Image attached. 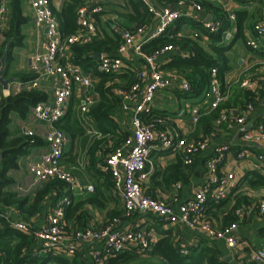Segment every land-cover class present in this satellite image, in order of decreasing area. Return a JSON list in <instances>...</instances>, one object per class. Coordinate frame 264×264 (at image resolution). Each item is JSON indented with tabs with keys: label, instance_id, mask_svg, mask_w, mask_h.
<instances>
[{
	"label": "built area",
	"instance_id": "1",
	"mask_svg": "<svg viewBox=\"0 0 264 264\" xmlns=\"http://www.w3.org/2000/svg\"><path fill=\"white\" fill-rule=\"evenodd\" d=\"M82 6L78 9L79 29L64 37L60 30L57 17L54 15L51 0H30L33 20L36 25L44 26L46 38L43 42V51L31 58V69L34 78L27 82H19L17 90H35L40 87L43 78H53L54 98L51 101L37 103L32 111L36 120L47 125L44 135L46 145L39 151L37 160L28 164V169L34 176L33 185L41 187L51 179L58 178L68 183L69 193L64 194L46 214L43 223L38 226L34 222L17 219L6 215L0 210L1 218L10 221L11 227L32 234L37 240V247L43 252H53L62 256H74L80 249L88 251V257L82 264H109L110 259L122 253H135L146 256L157 241L156 231L148 227H137L129 220L135 216L143 221L152 219L165 226L184 223L189 228L199 230L208 239L224 240L229 248H238L240 240L238 231L244 218L253 211L264 219V197L258 200L255 207L240 206L235 211L236 220L218 227L207 215L208 203L213 200L228 198L239 184L236 171L223 173L221 168L227 155L231 152L230 144L218 145L213 156L207 162V178L194 189L193 196L182 199L180 190L183 183L177 182L174 186L176 194L170 198H161L149 195L144 182L150 175L147 169L152 165L150 158L153 149L172 151L181 161L190 166L196 156L206 150L210 144L208 137L189 140L180 132L170 127L171 117L158 112L153 105L156 91L179 86L183 92L191 90V84L180 71H165L160 58L170 52H177L178 48L168 44L152 54L143 50V45L151 38L163 33L181 17H190L201 21L210 32H216L221 22L208 20L209 14L201 3L196 0H178L176 5L158 6L153 0H142L149 12L155 18V26H140L122 29V40L116 54L101 53L98 59V70L105 73L135 72V80L129 85L114 88V93L122 100V110L133 111L132 129L119 145L105 157L103 169L112 176L115 191L123 201V212L111 220H104L100 226L89 225L77 228L70 225L66 219V209L71 203L72 192L80 194L94 192L93 184L80 185L74 172L63 165V157L68 135L58 127V123L66 114L69 101L76 88L83 89L80 112L87 114L96 103L98 94L94 92V75L84 71L79 64L64 60L68 50L74 44H86L98 37L99 30L95 16L101 14L105 0H80ZM220 3L222 0H211ZM11 0H0V44L4 40L3 32L9 28ZM187 6V10L181 8ZM198 13V16L196 15ZM231 29L224 33V39L230 41L238 31L235 26L236 14L229 12ZM192 37L201 39L206 45L209 37L199 31ZM247 46L259 50L264 46V13L254 25V34L246 40ZM184 57L188 52L180 51ZM130 55L136 59H143L140 65H131L126 58ZM212 78L205 93L209 99L208 112L220 107L228 98L229 90L222 89L221 81L216 68L212 69ZM242 87L253 91H264V73L258 78L246 77L241 82ZM6 94L0 88V101ZM258 104H263L262 98L250 101L245 107H229L221 110L216 118L217 129L227 131L239 129L238 133L243 142L257 149L254 154V169L264 176V118L250 127L248 115L255 110ZM192 119L197 122L201 116L199 107H191ZM99 133V132H98ZM34 135L32 131H26ZM101 134L99 133L98 136ZM111 145V144H110ZM250 150L241 148L237 157L243 160L250 156ZM190 248L181 247L183 255L190 253ZM2 255L0 251V256ZM250 260L255 264H264V248H252ZM28 264V263H25ZM42 264H57L47 262Z\"/></svg>",
	"mask_w": 264,
	"mask_h": 264
},
{
	"label": "trees",
	"instance_id": "2",
	"mask_svg": "<svg viewBox=\"0 0 264 264\" xmlns=\"http://www.w3.org/2000/svg\"><path fill=\"white\" fill-rule=\"evenodd\" d=\"M178 0H166L167 3L174 4ZM207 9L215 20L221 22L220 28L216 32H210L204 27L203 23L197 19L190 17H181L160 35L151 38L143 45V50L147 54H152L156 50L163 48L168 44H173L178 48V51L171 56L170 60L164 65V69L178 70L183 73L191 84V90L184 92V95L198 96L205 93L209 87L212 78V69L216 68L218 77L222 84V89L225 87V75L231 69L227 52L233 44L240 38L244 37L245 14L236 12L235 26L238 31L234 38L230 41L224 39V33L231 29L232 22L229 20V12L223 10L218 3L211 0H196ZM21 0L12 1V16L9 22V28L3 32V43L1 54L7 44H9V55L5 74L9 75V69L12 59V51L17 46L23 44L22 25L28 21L22 13ZM80 0H66L63 7L58 10L53 8L54 15L57 17L60 25L61 33L67 37L75 33L79 29L77 23L78 9L82 6ZM132 12L126 14L125 17L135 25L131 26H150L154 27L156 22L153 15L142 0H130ZM99 15V14H98ZM97 15V16H98ZM256 23V22H255ZM253 33L254 34V25ZM185 24H190L199 32L204 33L209 37L206 45L201 43V39L182 35V29ZM130 28V27H129ZM122 40V35L119 31L112 30L111 34L100 33L92 42L86 44L72 45L73 61L81 65L86 71L93 72L98 82L95 85L96 91L99 94V99L93 105L89 112V117L93 120L96 129L102 133V138H96L88 149L90 156V164L95 168L97 176L103 180L101 184H97L96 195L88 199L71 203L66 209V217L69 220L74 218V223L79 224L77 228H85L89 214L86 211L79 212V208L85 203H97L104 198L105 189H111L113 186L112 176L109 172L97 168V163H106L105 157L110 153L116 145H119L122 140L129 135V131L120 128L118 116L122 111V100L114 93V88L121 85H129L135 80V72L128 71L119 74L105 73L98 70V53L115 54ZM247 40V39H246ZM247 45V44H246ZM264 60V46L259 50H253ZM180 51L188 52L190 55L184 57ZM0 54V55H1ZM143 62V59H139ZM34 75V73H33ZM23 80L32 79V74L21 75ZM242 86V85H241ZM245 101L241 108L245 107L250 101H256L262 98L264 91H253L244 88ZM229 90L230 88H227ZM181 92H183L181 90ZM47 100V94L41 90H21L17 93L3 94L0 101V176L2 183L0 187V204L17 208L21 215L29 219L30 217L40 215L44 210V201L50 196V200L54 204L64 195L69 192L68 183L64 180L54 178L46 182L33 195H19L15 191H5L4 186L12 183V177L9 172L19 169L20 159L29 155L33 148L46 145L44 139L37 135H28L26 133L18 136H13L10 132L9 125L11 123V114L16 113L22 119H26L30 114L32 107L39 102ZM225 103V102H224ZM223 103V104H224ZM220 105L214 111L213 116L217 118L219 112L227 107ZM74 102L68 108L66 115L56 125L62 128L74 140L77 136L85 134V128L81 125L76 113L73 109ZM160 112V111H158ZM111 140V145L109 141ZM2 156V157H1ZM192 166L185 165L180 159L170 165L163 172L162 183L169 185L175 181L188 182V171ZM252 175L250 181L252 186L264 185V176L258 171L249 173ZM239 186V184H238ZM238 186L235 188L237 190ZM104 189V190H105ZM102 197V198H101ZM231 195L224 200H213L208 203L206 215L214 222L220 223L221 227L228 225L236 220L234 211L240 206H249L248 197L242 196L239 198L233 208L227 213L225 212ZM228 209V208H227ZM123 211L112 210L108 213L106 220H111L122 214ZM159 229V227H158ZM162 237L156 242L150 254L152 256H160L161 264H226L220 256V251L217 246H210L205 239L201 238L198 246L191 247L188 255H183L180 252V245L173 239L171 229H159ZM37 240L32 234L21 230L14 229L10 225V221L2 217L0 224V264H42L47 262H56L57 264H82L81 256L77 253L73 259L62 255L54 254L53 252H43L37 247ZM139 255L131 252L122 253L116 258H112L109 264H129L136 262Z\"/></svg>",
	"mask_w": 264,
	"mask_h": 264
},
{
	"label": "crops",
	"instance_id": "3",
	"mask_svg": "<svg viewBox=\"0 0 264 264\" xmlns=\"http://www.w3.org/2000/svg\"><path fill=\"white\" fill-rule=\"evenodd\" d=\"M12 1L13 0H11L10 6V19L12 16ZM21 1L22 13L28 18V21L22 25V34L24 37L23 44L22 46H17L13 49L9 75L5 74L6 79L13 80L10 82L8 89H4V87L0 84L1 90L5 91L6 94L11 92L17 93V86L19 82H27L31 80H23L20 78L21 75L32 74V77L34 78L35 75H33L31 69V58L34 54L43 51V42L46 38V28L44 26L36 25L33 20L30 0ZM65 2L66 0H51L53 8L58 10L63 7ZM153 2L158 6H175L177 1L173 2L174 4L167 3L166 0H153ZM218 4L223 10L225 9L227 12H234L235 14L236 12H241L245 14L244 37L238 39L227 52L231 69L226 73L224 80L226 89L230 88L229 96L225 101L226 104H224L230 108H240L245 101V89L241 86V82L246 77H252L255 79L264 73V60L246 45V39L253 33V24L257 22L260 16L264 13V0H222ZM104 5V11L98 16H95L99 34H102L105 31L111 34L112 30L119 31L121 33L122 29L135 25L134 22L129 21L127 17H125L126 14L132 12L130 0H125V2L122 0H105ZM116 5H126L127 9L124 12L117 11L115 9ZM181 8L184 9L183 11H186L188 7L183 6ZM196 15L198 16V13H196ZM212 18L214 19L213 15ZM117 25H121V28H118ZM197 31L199 30L194 28L192 25L185 24L181 32L182 35L192 36L193 33ZM240 40H242V42L239 43ZM2 43L0 44V54L3 47ZM173 54H175V52L170 51L160 58V61L162 62V68L170 60ZM2 56L3 54L0 55V59ZM73 57L74 56L71 46L68 50L67 57L64 60L75 63L73 61ZM126 61L131 62V65H140L142 63L139 62V59L135 60L132 55H130V58H126ZM164 70L171 71V69ZM84 71H86V69H84ZM86 72L94 75L93 77H95L96 80L94 82L95 87L99 81L97 76L91 71ZM54 80L55 79L48 77L43 78L40 82V87L37 89L47 94L46 101H51L54 98ZM94 92L98 94L96 88H94ZM205 93L198 96H187L184 95V92H181L179 86L156 91L153 101L154 108L157 111L168 114L171 117V128L178 130L180 134L189 140L200 137H208L210 144L206 150L200 152L196 156L194 163L190 165L192 167H190L188 171V182L175 181L169 185L162 183L163 172L166 171L170 165L176 163V161L180 158L172 151L162 150L161 148L153 149L150 154L152 165L147 167V169L150 171V175L144 182L145 190L149 195L152 196L161 197L163 199L170 198L172 195L177 193L174 188L175 184L177 182H181L183 183V188L180 190V197L185 199L193 196L194 189L197 186H200L207 178L206 165L213 156L216 146L230 144L232 146L231 152L227 155L221 170L223 173L236 171L239 177V186L236 191L234 189L231 193V200L229 201L225 212L228 213L231 209L233 211L236 201L242 196H247L249 201L248 205H251L250 207H255V205L258 203V200L264 197V185L261 184L259 186H252L250 183V181L253 179L252 175L249 173L252 171H257L254 169L253 165V162L255 161L254 154L257 152V149L250 144H245L243 142L241 136L238 133L239 129H234L232 131H227L224 128L217 129L215 125L216 118L213 116L215 110L208 112L209 99L206 98ZM82 96L83 89L81 87L76 88L69 101L67 111L71 106V102L73 101V109L76 113V117H78V120L86 131L84 135L77 136L74 140L66 133L68 135V141L64 150L63 165L74 172V175L80 185L93 184L95 190L94 192H87L84 194H80L77 190L72 192V200L75 204L84 201L89 197L95 196L97 184H101L103 182V180L97 176L95 168L90 164V156L88 154L90 145L96 138H102V133L96 129V126L89 115L82 114L80 112L79 107ZM98 99L99 94L97 101ZM262 100L263 104H258L255 110L248 115L251 128H253L257 122L264 118V95ZM166 105L172 106L173 110L165 108ZM191 107L200 108L201 116L197 122H194L192 119ZM32 109L26 119H22L16 113L11 114V123L9 125V129L13 136L24 134L29 130L32 131L34 135L40 136L44 139L47 125L35 119ZM132 118V110H122L117 118L120 128L124 131L127 130L130 132L132 129ZM98 132L101 134L100 136H98ZM83 140L87 141V147L84 152L86 157L83 161H81L79 155L80 153L78 154V158L76 153L80 152V145L83 143ZM109 143L111 144V140ZM43 147L44 146L33 148L29 155L20 159L19 169L9 172V176L12 177L13 181L12 183L4 186L3 189L5 191H15L19 195L24 196L30 194L33 195L37 189L42 187H35L33 185L34 176L29 171L28 164L32 160L36 161L37 155ZM242 147L250 150L249 153L251 155L243 160H240L237 157V153ZM72 155H76V157H73ZM96 166L97 168L103 169L102 163L100 162L97 163ZM1 184L3 185L2 177L0 176V187ZM104 189L105 188H103L104 198L101 197L102 200L97 203H85L78 210L79 212L86 211L89 214L88 221L86 223L88 226L91 224L100 226L102 222L108 218V213L114 209L123 211L122 198L120 197L119 193L115 191L114 186H112L111 189ZM114 200H116L117 203L113 204ZM53 205L54 202L51 201L50 196H48L44 201L43 212L40 215L30 217L29 219L24 218L20 211L13 206L7 207L0 204V210L6 215H12L17 219L27 222H34L40 226L43 223L46 214L50 211ZM67 221L70 225L79 227V224H77L78 222H73L75 221L74 218L72 220L67 219ZM128 223L137 227H148L150 229H154L156 231L157 237L156 242H158L162 237L159 229H171L173 233V239L179 243L180 249L181 247H187L191 250V247L198 246L201 238H203L208 245L217 246L220 251V256L222 260L226 262V264H255L250 260V250L252 248H264V219L257 213V211H253L250 216H247L242 220L240 229L238 231L240 244L238 248L235 249L229 248L224 240L208 239L203 232L191 229L182 222L173 226H165L153 221L152 219L143 221L141 217L135 216L131 218ZM215 223L218 227H221L220 223ZM77 253L80 254L81 260L88 257V251L86 250V247L84 249H80ZM64 257L73 259L74 256ZM140 258H147L148 261L150 258H154V260L148 264H161L162 262L160 256H152L150 253L146 256L139 255V259ZM136 262H131L129 264H136Z\"/></svg>",
	"mask_w": 264,
	"mask_h": 264
},
{
	"label": "rangeland",
	"instance_id": "4",
	"mask_svg": "<svg viewBox=\"0 0 264 264\" xmlns=\"http://www.w3.org/2000/svg\"><path fill=\"white\" fill-rule=\"evenodd\" d=\"M123 2H125V0H122ZM115 9L117 11H121V12H124L126 9H127V6L126 5H116L115 6ZM121 25H117V27L119 28ZM121 28V27H120ZM242 42V40L239 41V43ZM165 108L167 109H170V110H173V107L172 106H168L166 105ZM86 147H87V141L86 140H83V143L80 145V152L76 153L77 155V158H78V154L80 155V160L83 161L84 158L86 157V154L84 153L85 150H86ZM73 156V157H76ZM77 160V159H76ZM117 203L116 200L113 201V204ZM152 260H154V258H150L149 261L147 260V258H140L139 260H137L136 264H148L149 262H152Z\"/></svg>",
	"mask_w": 264,
	"mask_h": 264
},
{
	"label": "water",
	"instance_id": "5",
	"mask_svg": "<svg viewBox=\"0 0 264 264\" xmlns=\"http://www.w3.org/2000/svg\"><path fill=\"white\" fill-rule=\"evenodd\" d=\"M208 20L212 19V14L209 15L207 18ZM47 31V29H45ZM9 55V44L6 46L3 56L0 59V84L4 87V89H8L10 82H12L13 79H6L5 78V69L7 65ZM101 53H98L97 57L100 58ZM37 160V159H36Z\"/></svg>",
	"mask_w": 264,
	"mask_h": 264
}]
</instances>
